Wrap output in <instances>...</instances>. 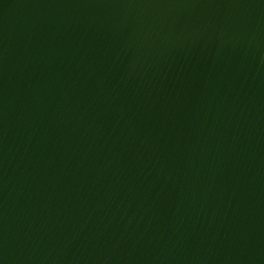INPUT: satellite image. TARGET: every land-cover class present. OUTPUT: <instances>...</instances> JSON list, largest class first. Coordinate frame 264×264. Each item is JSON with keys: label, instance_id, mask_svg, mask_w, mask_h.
Masks as SVG:
<instances>
[{"label": "water", "instance_id": "obj_1", "mask_svg": "<svg viewBox=\"0 0 264 264\" xmlns=\"http://www.w3.org/2000/svg\"><path fill=\"white\" fill-rule=\"evenodd\" d=\"M0 264H264V0H0Z\"/></svg>", "mask_w": 264, "mask_h": 264}]
</instances>
